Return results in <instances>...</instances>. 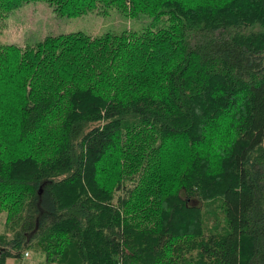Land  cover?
I'll use <instances>...</instances> for the list:
<instances>
[{
  "label": "trees",
  "instance_id": "trees-1",
  "mask_svg": "<svg viewBox=\"0 0 264 264\" xmlns=\"http://www.w3.org/2000/svg\"><path fill=\"white\" fill-rule=\"evenodd\" d=\"M35 1L152 22L0 45V264H264V0Z\"/></svg>",
  "mask_w": 264,
  "mask_h": 264
},
{
  "label": "rangeland",
  "instance_id": "rangeland-1",
  "mask_svg": "<svg viewBox=\"0 0 264 264\" xmlns=\"http://www.w3.org/2000/svg\"><path fill=\"white\" fill-rule=\"evenodd\" d=\"M151 18L140 14L137 18L116 6L97 8L79 16H60L45 1H35L14 9L0 23V45L16 44L21 47L34 44L46 35L83 32L101 35L107 32L139 31L151 23ZM26 264H34L30 252L23 257ZM33 258V259H32ZM37 260V259H35ZM10 264L14 260H6Z\"/></svg>",
  "mask_w": 264,
  "mask_h": 264
},
{
  "label": "crops",
  "instance_id": "crops-1",
  "mask_svg": "<svg viewBox=\"0 0 264 264\" xmlns=\"http://www.w3.org/2000/svg\"><path fill=\"white\" fill-rule=\"evenodd\" d=\"M7 264H9V263L7 262ZM10 264H13V262H11ZM20 264H26V263L22 262V263H20Z\"/></svg>",
  "mask_w": 264,
  "mask_h": 264
}]
</instances>
